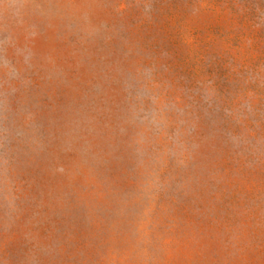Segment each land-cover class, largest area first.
Returning a JSON list of instances; mask_svg holds the SVG:
<instances>
[{"label": "rangeland", "instance_id": "1", "mask_svg": "<svg viewBox=\"0 0 264 264\" xmlns=\"http://www.w3.org/2000/svg\"><path fill=\"white\" fill-rule=\"evenodd\" d=\"M0 264H264V0H0Z\"/></svg>", "mask_w": 264, "mask_h": 264}]
</instances>
